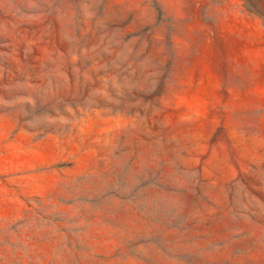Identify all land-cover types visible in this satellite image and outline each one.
Listing matches in <instances>:
<instances>
[{
    "label": "rangeland",
    "instance_id": "rangeland-1",
    "mask_svg": "<svg viewBox=\"0 0 264 264\" xmlns=\"http://www.w3.org/2000/svg\"><path fill=\"white\" fill-rule=\"evenodd\" d=\"M0 264H264V0H0Z\"/></svg>",
    "mask_w": 264,
    "mask_h": 264
}]
</instances>
